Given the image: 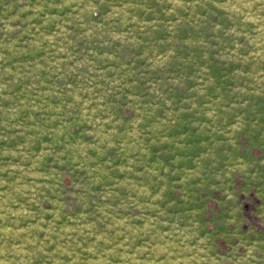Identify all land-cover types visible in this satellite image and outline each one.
Returning a JSON list of instances; mask_svg holds the SVG:
<instances>
[{
  "label": "rangeland",
  "instance_id": "rangeland-1",
  "mask_svg": "<svg viewBox=\"0 0 264 264\" xmlns=\"http://www.w3.org/2000/svg\"><path fill=\"white\" fill-rule=\"evenodd\" d=\"M248 195L264 0H0V264H264Z\"/></svg>",
  "mask_w": 264,
  "mask_h": 264
},
{
  "label": "crops",
  "instance_id": "crops-1",
  "mask_svg": "<svg viewBox=\"0 0 264 264\" xmlns=\"http://www.w3.org/2000/svg\"><path fill=\"white\" fill-rule=\"evenodd\" d=\"M244 199H245V209H246L245 211H246V215H247V219L249 220V223L251 225H256V227L258 228H262L261 221L259 220V217H257L255 213L256 212L258 213L259 211L258 209H260L261 210L260 214L264 215V211L262 210L264 207L263 203L262 202L260 203V201H258L256 196H252V195L250 196L248 195ZM250 210H252L253 212L251 213ZM254 227L255 226H251L252 231L258 232V230L255 229ZM252 247H254V245H252ZM258 250L264 251V244L259 245Z\"/></svg>",
  "mask_w": 264,
  "mask_h": 264
}]
</instances>
